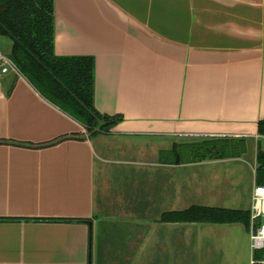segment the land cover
<instances>
[{"label":"crops","instance_id":"obj_1","mask_svg":"<svg viewBox=\"0 0 264 264\" xmlns=\"http://www.w3.org/2000/svg\"><path fill=\"white\" fill-rule=\"evenodd\" d=\"M54 54L92 57L94 108L122 119L81 139L22 75L0 77V264H254L243 224L161 217L250 212L264 0H54ZM212 138L244 146L175 154Z\"/></svg>","mask_w":264,"mask_h":264},{"label":"trees","instance_id":"obj_2","mask_svg":"<svg viewBox=\"0 0 264 264\" xmlns=\"http://www.w3.org/2000/svg\"><path fill=\"white\" fill-rule=\"evenodd\" d=\"M0 37L10 41L7 57L32 87L49 103L76 121L86 134H107L121 116L102 115L94 108V61L92 57H58L54 54V0H0ZM264 137V120L258 123ZM231 139H206L180 145L177 154L189 162L224 158L235 146ZM256 185H264V149L256 155ZM163 223H241L248 230L250 212L191 206L164 213ZM261 252L253 253L260 264Z\"/></svg>","mask_w":264,"mask_h":264},{"label":"built area","instance_id":"obj_3","mask_svg":"<svg viewBox=\"0 0 264 264\" xmlns=\"http://www.w3.org/2000/svg\"><path fill=\"white\" fill-rule=\"evenodd\" d=\"M9 72L20 74L16 65L0 53V77ZM249 231L251 252H261L262 258L259 263L264 264V185H256L252 190Z\"/></svg>","mask_w":264,"mask_h":264},{"label":"rangeland","instance_id":"obj_4","mask_svg":"<svg viewBox=\"0 0 264 264\" xmlns=\"http://www.w3.org/2000/svg\"><path fill=\"white\" fill-rule=\"evenodd\" d=\"M2 50V49H1ZM7 57V56H6ZM203 140H206V139H199V140H194L192 142H189L187 144H192V143H200L202 142ZM259 145L262 149H264V137H262L260 140H259Z\"/></svg>","mask_w":264,"mask_h":264},{"label":"water","instance_id":"obj_5","mask_svg":"<svg viewBox=\"0 0 264 264\" xmlns=\"http://www.w3.org/2000/svg\"><path fill=\"white\" fill-rule=\"evenodd\" d=\"M92 134H93V133L85 134V135H83V136L81 137V139H87V138L91 137ZM60 140H61V139H59L58 141H55V142H59ZM10 144H15V143H10ZM50 144H53V143H50Z\"/></svg>","mask_w":264,"mask_h":264}]
</instances>
